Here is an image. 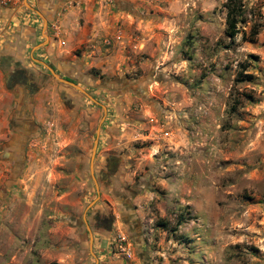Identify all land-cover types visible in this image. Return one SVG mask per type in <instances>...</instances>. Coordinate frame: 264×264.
Segmentation results:
<instances>
[{
    "label": "rangeland",
    "instance_id": "1",
    "mask_svg": "<svg viewBox=\"0 0 264 264\" xmlns=\"http://www.w3.org/2000/svg\"><path fill=\"white\" fill-rule=\"evenodd\" d=\"M226 2L71 0L46 20L56 74L97 103L35 63L39 134L0 157V264H264V0H233L234 37Z\"/></svg>",
    "mask_w": 264,
    "mask_h": 264
},
{
    "label": "crops",
    "instance_id": "2",
    "mask_svg": "<svg viewBox=\"0 0 264 264\" xmlns=\"http://www.w3.org/2000/svg\"><path fill=\"white\" fill-rule=\"evenodd\" d=\"M70 1L71 0H0V130L6 127L5 120L12 119L10 108L13 104V99H15L14 95L20 93L24 96L25 93V88H22L21 85L16 86L14 92L9 91L6 87L5 73L1 70L3 69L1 66L2 59H8V61L13 62V67L18 66L27 70H33L31 71L33 72L31 75L37 79V84L41 86L40 84L45 82L47 75L43 71L35 72V63H42L41 60L54 62L61 52L60 49H56V40L55 42L53 40L52 43L50 38L44 41L42 36H38L37 22L41 17L27 7H32L43 15V17L45 16L44 18L50 22L55 20L56 16H59V12L67 6V3L70 4ZM41 22L43 25L42 19ZM45 42H48L45 46L35 49L39 44ZM58 67L62 70L69 68L64 63L59 64ZM24 72L30 75V71ZM32 82L34 84L36 83L35 80ZM23 96L18 99L20 102L16 101L18 105L14 104L12 107L15 111L14 120L20 122L26 119L29 127V125H31V118L28 112L30 110L29 108H31V102L29 103L27 99L26 101L22 100ZM21 101L24 102L21 103ZM17 106H19V108ZM23 125L26 127V124ZM4 137L5 133L2 130L0 138L3 139ZM16 147H18V149H15ZM23 147H25V140L23 135L18 134L14 135L12 140L10 139V141L2 145L1 149L5 150V154L8 158L15 159V157L18 158L24 155L25 151H23ZM28 147L27 145V148ZM3 155L4 154L0 153L1 158Z\"/></svg>",
    "mask_w": 264,
    "mask_h": 264
},
{
    "label": "flooded vegetation",
    "instance_id": "3",
    "mask_svg": "<svg viewBox=\"0 0 264 264\" xmlns=\"http://www.w3.org/2000/svg\"><path fill=\"white\" fill-rule=\"evenodd\" d=\"M46 62L48 64L45 63V65L50 67L54 72L55 71H66V70L69 69V68H67V69L62 70L60 67H58V69H57L56 67H54L56 65H54L51 61H46ZM1 64H2L1 66L3 68L1 70L4 71V73H5V85L9 89V91H13L14 92V90H16L14 88L16 86H19V85H21L22 88H25L24 96L22 94H20V93H18V94L16 93L14 95L15 99H20V97L23 96V99L26 101V99H28L30 97L33 98V96L39 92V90L41 88L37 84L38 83L37 79H35V77H33V75H31L33 73L31 71H33V70H27V69H24V68H21V67H18V66L17 67H13V66L11 67V66H8V64L4 63V62L1 63ZM38 65H41L45 69V71H49L48 68L46 66H44V64L38 63ZM24 71H30L31 73L29 72L30 75H28V73L24 72ZM34 71H42V70L34 69ZM46 75L48 76V73H46ZM61 78H64V79H66L68 81H71V82L75 83L74 81H72L69 78V75H67L65 73L62 74ZM34 80L36 82L35 84L32 82ZM76 85H78V84H76ZM14 119L15 118L13 117L12 119H10L8 121L9 129L11 130V133L13 134L11 136V140H12V138H14V135H18V134L19 135H23V138L25 140V147H23V151H26L27 145H28V141L30 140V138H32L34 135H38L39 132L37 130L34 132L33 131V127H31V125L28 127V123L26 122V119L21 120L20 122H17ZM23 124H26L27 128L24 127ZM15 149H18V147H16ZM0 153L4 154L3 157H2V160L9 162V159H8V157L5 154V150L1 149V147H0ZM19 158H21V157H19Z\"/></svg>",
    "mask_w": 264,
    "mask_h": 264
},
{
    "label": "trees",
    "instance_id": "4",
    "mask_svg": "<svg viewBox=\"0 0 264 264\" xmlns=\"http://www.w3.org/2000/svg\"><path fill=\"white\" fill-rule=\"evenodd\" d=\"M226 8V35L228 37H234L238 33V24L241 22V9L240 5L233 2V0H227L225 4Z\"/></svg>",
    "mask_w": 264,
    "mask_h": 264
},
{
    "label": "water",
    "instance_id": "5",
    "mask_svg": "<svg viewBox=\"0 0 264 264\" xmlns=\"http://www.w3.org/2000/svg\"><path fill=\"white\" fill-rule=\"evenodd\" d=\"M29 9H31L32 11H34L36 14H38L42 21H43V29H42V37H44V41H46L48 39V37L45 34V28H46V19L43 17V15H41L38 11H36L35 9H33L32 7L28 6ZM43 45V43L39 44L35 49H37L39 46ZM42 64H44V66H46L48 68V70L51 72V74L61 83H64L66 85H69L75 89H77L78 91H80L81 93H83L84 95H86L90 100L95 101L84 89H82L80 86L76 85L75 83L68 81L64 78H61L58 76V74H56L50 67H48L47 65H45V63L42 62ZM96 102V101H95ZM97 103V102H96ZM96 144L97 141L94 142V146L92 149V153H91V168H92V161L94 158V154H95V150H96ZM91 175L94 179L93 173L91 172ZM95 180V179H94Z\"/></svg>",
    "mask_w": 264,
    "mask_h": 264
}]
</instances>
